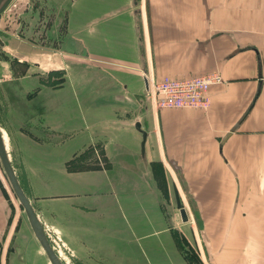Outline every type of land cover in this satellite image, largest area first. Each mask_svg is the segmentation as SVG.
Returning <instances> with one entry per match:
<instances>
[{
    "label": "crops",
    "instance_id": "1",
    "mask_svg": "<svg viewBox=\"0 0 264 264\" xmlns=\"http://www.w3.org/2000/svg\"><path fill=\"white\" fill-rule=\"evenodd\" d=\"M46 3L55 29L25 18L4 43L23 64L6 128L18 181L63 264H203L201 242L184 239L192 217L216 218L198 230L208 262L264 264V0ZM213 72L207 110L157 109L147 94L151 80ZM136 121L162 199L117 160L140 151ZM47 259L0 190V264Z\"/></svg>",
    "mask_w": 264,
    "mask_h": 264
},
{
    "label": "rangeland",
    "instance_id": "2",
    "mask_svg": "<svg viewBox=\"0 0 264 264\" xmlns=\"http://www.w3.org/2000/svg\"><path fill=\"white\" fill-rule=\"evenodd\" d=\"M32 2L33 3H31L30 0H12L10 4L5 8V10L0 13V31L2 32V33L0 32V39L3 42V44H0V125H2L5 130L1 126L0 127L3 129L2 134L4 136V143L11 159L13 154V144H11L10 140L13 141V137L9 138L7 134L8 133L7 132L8 130L6 128L8 123L7 103H8L9 95L13 96V92L15 94V87H16L15 84H19L18 82H21L17 80L15 81V75L23 71V64L21 62L18 63L19 65H17L15 58L10 55L8 48L6 45H4V43H7V40L10 38V36L16 33L21 34L23 25H25L24 23L25 18H26V25L32 23V25H37V27L40 26L45 28L47 27L49 32L52 28L55 29L56 17L54 15L53 8L51 9L50 5H47L46 0H32ZM33 4L36 7L31 10V14L34 20L32 19V21H29L27 20L30 17L28 12L30 7L33 6ZM15 64L16 67L14 66ZM0 190L5 195L9 194L10 199L14 203L15 208L23 212V214L25 215L22 206L20 205L17 197L13 193V190L10 186V183L7 179V176L4 173L1 164H0ZM182 194H184V192ZM177 203H179V201H177ZM186 207L188 208V211L192 213L190 205L187 204ZM192 219L196 223L195 232L192 234L188 231L187 233L188 235H185L184 239L186 241H195V240L200 241L203 246V259H204L203 264H216L215 262L210 263L207 260H205V257H210L211 252L214 253V251L210 249L209 243L205 242L204 240L205 234H203L204 237L203 238L200 232L198 231L199 229H202V226L203 229L204 226L206 227L207 225L215 226L216 218L215 217L206 218L207 223L203 221L204 222L203 224L198 217H192ZM220 219L221 218H218L217 220ZM224 219L226 220L227 218ZM199 222H201V224ZM214 236L215 234H211L214 244L213 249H215V242H216ZM161 239L164 240L165 237L161 236ZM41 251L43 252V254H45L42 247H41ZM191 251L195 253L194 250ZM47 264H51L48 259H47Z\"/></svg>",
    "mask_w": 264,
    "mask_h": 264
},
{
    "label": "water",
    "instance_id": "3",
    "mask_svg": "<svg viewBox=\"0 0 264 264\" xmlns=\"http://www.w3.org/2000/svg\"><path fill=\"white\" fill-rule=\"evenodd\" d=\"M9 2L10 0H0V13L5 10ZM0 44H3L1 39H0ZM134 127L137 131L141 133L139 153H128V152L118 153L116 156L117 160H119V162L123 163L125 167H128L129 169L133 170L138 176H140L143 180H145V182L151 188L155 196L157 198L162 199L161 194L157 193L156 191V187L153 183V179L146 161L144 146H145L147 133L145 130L141 128V124L139 121L135 122ZM129 160H131V163H128ZM141 163L144 166V170L140 169L139 167ZM0 164L4 170L5 175L7 176V179L10 183L14 195L17 197L20 205L22 206L25 212V215L31 226L34 236L36 237L40 246L43 248L48 260L50 261L51 264H63V262L57 256L56 252L53 250L44 232L43 226L31 205V202L29 201L27 195L25 194L22 186L18 181L14 167L11 163L10 155L9 153H7L1 130H0ZM179 212L182 221L186 222L188 220V216L185 208L181 207Z\"/></svg>",
    "mask_w": 264,
    "mask_h": 264
},
{
    "label": "built area",
    "instance_id": "4",
    "mask_svg": "<svg viewBox=\"0 0 264 264\" xmlns=\"http://www.w3.org/2000/svg\"><path fill=\"white\" fill-rule=\"evenodd\" d=\"M220 81V76L215 72L186 78L163 76L158 81L151 80L149 82L147 94L152 105L157 109L195 108L207 110L210 105V87ZM43 229L47 236L46 228L43 227Z\"/></svg>",
    "mask_w": 264,
    "mask_h": 264
},
{
    "label": "bare ground",
    "instance_id": "5",
    "mask_svg": "<svg viewBox=\"0 0 264 264\" xmlns=\"http://www.w3.org/2000/svg\"><path fill=\"white\" fill-rule=\"evenodd\" d=\"M0 130H1V133H2V129H1V127H0ZM2 136H3V134H2ZM3 140H4V136H3ZM5 144V143H4ZM6 147V146H5ZM7 150V149H6ZM8 153V152H7Z\"/></svg>",
    "mask_w": 264,
    "mask_h": 264
},
{
    "label": "trees",
    "instance_id": "6",
    "mask_svg": "<svg viewBox=\"0 0 264 264\" xmlns=\"http://www.w3.org/2000/svg\"><path fill=\"white\" fill-rule=\"evenodd\" d=\"M1 32V31H0ZM2 33V32H1Z\"/></svg>",
    "mask_w": 264,
    "mask_h": 264
}]
</instances>
